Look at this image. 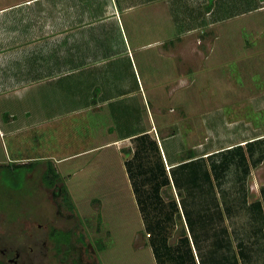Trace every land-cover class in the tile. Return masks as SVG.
<instances>
[{"label": "rangeland", "instance_id": "1", "mask_svg": "<svg viewBox=\"0 0 264 264\" xmlns=\"http://www.w3.org/2000/svg\"><path fill=\"white\" fill-rule=\"evenodd\" d=\"M203 2L144 0L120 17V24L101 21L92 31L76 32L51 49L64 59L75 55L78 61H106L93 72L103 79L92 80L99 88L110 86L106 103L86 73L78 80L61 79L60 87L56 82L37 84L21 103H3L6 112L0 113V122L11 113L18 123L27 122L20 116L23 109L31 123L50 119L11 134L0 125V236H38L58 217L50 190L38 185L45 166L28 175L15 166L17 160L26 164L27 158L46 156L54 161L132 136L125 139L124 183L114 147L58 164L75 218L67 227L79 223L96 264H157L155 253L161 249L174 250L176 259L183 227L174 198L165 201L168 209L161 208L170 190L164 187L158 198L153 183L135 181L133 167L126 165L131 157L127 147L133 152L134 138L146 134L147 142L163 138L167 162L176 163L167 168L160 151L166 169L162 178L176 182L186 194L184 202H176L188 229L200 237L227 226L234 243L242 241L244 248L263 243L264 0H220L219 23L212 28H207L208 3ZM239 11L246 13L238 16ZM18 54L24 55L25 49ZM18 67L22 72V65ZM71 90L77 96L73 104L67 99ZM190 155L194 159L187 160ZM53 161L42 163L54 169ZM202 210L210 224L201 219ZM198 246L199 255L191 244L193 260L206 264L202 242ZM187 248L182 244L180 253L191 264ZM253 252L247 264H264V257Z\"/></svg>", "mask_w": 264, "mask_h": 264}, {"label": "crops", "instance_id": "2", "mask_svg": "<svg viewBox=\"0 0 264 264\" xmlns=\"http://www.w3.org/2000/svg\"><path fill=\"white\" fill-rule=\"evenodd\" d=\"M143 1L144 0H0V113L3 111L6 112V109L2 108L6 100L10 102L14 100V102L19 101V103H21L25 98L24 94H26L30 88L40 83V85H42V83L51 84L56 82V84L59 85L58 82L65 77L78 80L82 79L83 73H86L88 74V78L90 77L88 81L90 80L91 85H96L93 81L97 83L99 81L98 79H103L102 77L104 75H99V72L95 75L93 72L96 70L97 64H103L106 61L101 58H97L96 60L91 57L83 61H78L75 55H68L66 59H64L61 55L54 56L55 50L52 51L51 49L59 48L65 40L70 39L76 32L92 31L97 28V25L100 24L101 21L108 20L113 22V24H120V17L133 9L141 7L142 4L140 3ZM202 1H204L203 4H205L206 1L208 3V6H206V10L208 9V11L205 12L204 17L208 23L207 28H212L216 23H219L221 15L220 0ZM197 3L199 6V1H196V4ZM245 13L246 12L239 11L237 15L240 16ZM208 16H210V18ZM191 31H193V29L188 30L186 33H190ZM179 37H177V39H179ZM217 38L218 34L215 39ZM90 41H92V36L88 35L87 42ZM171 42L172 41H170V43ZM165 45L166 42L160 46ZM23 49H25V54L17 55V51ZM122 54L125 55V51H123ZM20 64L22 65V72L19 73L21 67H18V65ZM106 71L107 70H105V74H107ZM62 86L63 85H61V89L63 90ZM96 88L101 92L102 102L106 103L108 101V97L106 96L108 93L107 89H109L110 86L102 85V88H99L96 85L93 90ZM75 93L76 92L71 90L67 99L76 101L77 96H75ZM99 100L101 102V99ZM9 115L10 117L8 116L7 120L3 121L2 119L0 122V125H2L4 130L9 134L20 131L22 128L40 127L50 119L46 117L31 123L28 111L23 109L20 116H26L28 120L20 124L16 120V115L12 113ZM15 121L18 124L15 123ZM129 138L131 139L132 136L109 140L99 147L77 150L72 154L64 156V158H56L57 160L54 161L46 156L27 158L26 160L28 162H26V164L32 163V167L28 168L26 172L29 175V172L32 173L36 171L37 168L39 169L45 166L44 171L40 174V182L38 185H40V187L42 186L44 190H50L51 192L54 186L59 183L61 184L60 190L62 191V189H64L67 192L65 183H62L59 179L52 180L49 186L47 182L43 180V176H45L49 166H51L43 164V161H53L54 170L57 175L60 176L61 170L58 168V164L77 158V156L84 155L98 148L114 147L116 156L122 161L121 180L124 183L125 139ZM162 140L163 138L155 141L162 152L165 162H167ZM120 144H122V146ZM127 149L131 151L129 147H127ZM132 151H134V148ZM132 153L133 152H131V154ZM17 161H20L17 162L18 165H23L22 160ZM174 165H176L174 161H172L171 164L167 162V168Z\"/></svg>", "mask_w": 264, "mask_h": 264}, {"label": "trees", "instance_id": "3", "mask_svg": "<svg viewBox=\"0 0 264 264\" xmlns=\"http://www.w3.org/2000/svg\"><path fill=\"white\" fill-rule=\"evenodd\" d=\"M147 138L148 135H140L136 138H134V151L131 154V151L128 150V154L131 155V157L126 161V165L127 168L128 167H133L134 170V174L137 175V178L135 179V181L137 180H142L143 185L150 183L154 185V187L152 188V191H155V193L158 195V198L161 194V191L165 192V189L162 190L164 187L169 189L170 192L172 193H168L170 195V197L164 196V200L161 202L162 205V210H166L167 208V204L169 202H165L166 200L168 201L171 196L172 199L174 198L175 200V204H174V209L178 215V218L181 222L182 225V230H181V234L178 238H179V243L177 242V247H175V250L179 252L177 258L175 259V256L177 255V253L174 250H165V249H161L158 251V253H155L156 259H157V264H188L186 262V260L183 258L182 254L180 253V246L182 244H185L189 253L190 258L192 259L191 264H195L193 258V252H191L192 248H191V244L193 243L197 254L199 255V246L198 243L202 242V247L205 249L206 252V259L207 261L206 264L208 263H212L215 262V264H247V260L250 258V256L252 255V252H258L260 255L263 256L264 253V237L261 239L263 240L260 242L259 246L257 244V248L256 249H252L249 248L248 246L246 248H244V244L242 243V241H240V243L236 244L233 241V237L231 238V232L230 229H228L227 226L224 227H220L221 229L219 230V232L217 234H212V236L209 235H199L200 237H198L197 233H195L194 231H192L190 228L188 229V224L186 226V224H184L183 220H182V214L179 210L178 207V202H176L177 198H179V200L182 202H184V197L186 196L185 193H183V191L180 190V188H178L177 183L174 182L172 184L171 181H167L165 179L162 178V176H166V169L164 167L163 161H162V157H161V153H160V149L158 147V144L156 141H154L153 139H150L149 142H147ZM195 156L190 155L187 160L190 159H194ZM187 160H183L187 161ZM16 167H21L24 170H27L28 168L32 167V163L29 164H23V165H15ZM217 169V167H216ZM218 175V173H217ZM130 176V175H129ZM209 178V177H208ZM56 180L59 179V176L57 175L56 171L49 166L47 173L45 174V176H43V180L45 182H47V185L49 186L51 184L52 180ZM132 180V179H131ZM167 181V182H165ZM173 185V186H172ZM175 190V196L173 193V189ZM62 196L63 199L67 205V207L70 210H73V206L71 205V203L69 202V197H68V193L62 189ZM168 194H166L168 196ZM200 198V197H199ZM199 202V200L197 201ZM177 207V208H176ZM182 211H183V215L184 218L185 216V210L183 208V206H181ZM207 212V210H206ZM201 219H205L207 221L208 224H210V222L208 221V218L204 212V210H202V213L200 214ZM206 217V218H205ZM157 221V220H155ZM187 222V220H186ZM158 226L157 224L153 225V228H156ZM160 226V225H159ZM188 231H187V229ZM215 233V232H213ZM201 234V233H200ZM198 237V238H197ZM192 239V241H191ZM164 241L167 240V238L163 239ZM233 243H234V248H233ZM256 243H258L256 241ZM255 241L254 243H252L253 245L256 244ZM253 252V253H254ZM205 259V260H206ZM264 262V261H263ZM197 263V262H196ZM202 263L201 259H200V264Z\"/></svg>", "mask_w": 264, "mask_h": 264}, {"label": "flooded vegetation", "instance_id": "4", "mask_svg": "<svg viewBox=\"0 0 264 264\" xmlns=\"http://www.w3.org/2000/svg\"><path fill=\"white\" fill-rule=\"evenodd\" d=\"M51 195L58 215L55 224L38 236L26 232L21 237H8L3 233L0 236V264H53L54 261V264H96L91 243H87L84 234L78 231L79 223L67 227L75 218L57 184ZM60 222L65 228L57 225Z\"/></svg>", "mask_w": 264, "mask_h": 264}]
</instances>
